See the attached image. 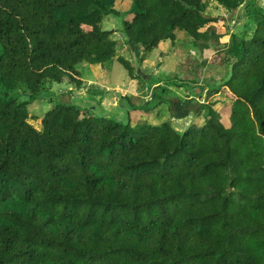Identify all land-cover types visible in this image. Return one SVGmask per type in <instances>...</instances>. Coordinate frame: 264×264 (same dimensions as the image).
Here are the masks:
<instances>
[{
  "label": "trees",
  "instance_id": "1",
  "mask_svg": "<svg viewBox=\"0 0 264 264\" xmlns=\"http://www.w3.org/2000/svg\"><path fill=\"white\" fill-rule=\"evenodd\" d=\"M115 1L0 0V264H264V9L129 0L120 12ZM209 1L244 6V30L254 26L229 36L228 79L208 84L226 92L228 127L211 105L179 132L57 100L41 129L28 122L30 104L55 84L79 86L85 66L115 60L138 78L108 17L143 61L178 35L206 50ZM168 93L157 86L151 100Z\"/></svg>",
  "mask_w": 264,
  "mask_h": 264
},
{
  "label": "rangeland",
  "instance_id": "2",
  "mask_svg": "<svg viewBox=\"0 0 264 264\" xmlns=\"http://www.w3.org/2000/svg\"><path fill=\"white\" fill-rule=\"evenodd\" d=\"M255 5L264 9V0H255ZM128 6L129 0H116L114 3L115 9L120 12H125ZM204 15L214 19L205 27L211 40V45L206 50L200 51L190 39L178 35L176 41H165L158 49L147 55L143 61L140 60L141 52L126 43L121 33L120 19L114 16L108 17L109 22L106 23V27L109 31L112 28L111 37L117 42V56L128 60L134 68V74L138 76L133 80L130 79L124 68L115 60L107 64V68L110 66L111 69L109 71L119 79L117 87L111 90L108 105L112 106L116 103L122 108H128V111L133 112L130 117L133 125H157L169 122L179 132L185 131L192 125L203 124L205 115L203 107L211 105L216 111L218 110L217 118L220 122L228 127L230 101L226 92L222 90L223 88L219 91H211L208 84L213 83L214 86L219 87L228 79L229 69L222 64L221 55L229 36L231 34L241 35L245 31V36L251 37L254 26L250 25L244 30V26L248 22L244 6L228 12L216 2L209 1ZM114 62H116V66ZM122 73L126 75L123 76V79L121 78ZM68 83L67 81L64 89L50 92V97L39 98L28 106L30 116L28 122L34 128L41 129V118L52 107L51 101L60 102V96L64 97L70 94L67 91ZM175 85H181V87ZM157 86H166L169 89V93L166 95L168 101L160 103L157 102L158 98L154 101L151 100L154 88ZM74 87L78 88V86ZM113 87L112 83L111 88ZM201 88L204 89L201 96L195 97L194 95ZM89 95L92 96L91 93ZM89 95L87 99L82 98L84 97L82 95H73L74 99L69 100L68 98L67 100L72 105L89 109L98 103L94 102L96 100ZM84 101H89L86 107ZM178 102L186 104L180 106L177 104ZM146 103L145 110H137L145 107ZM174 116L186 118L182 121H175L178 118Z\"/></svg>",
  "mask_w": 264,
  "mask_h": 264
},
{
  "label": "crops",
  "instance_id": "3",
  "mask_svg": "<svg viewBox=\"0 0 264 264\" xmlns=\"http://www.w3.org/2000/svg\"><path fill=\"white\" fill-rule=\"evenodd\" d=\"M108 19V18H107ZM105 20L103 22V28L104 30H107L106 27V23L109 22V20ZM112 29V28H111ZM110 29V31H111ZM109 30V29H108ZM116 62H114L115 65ZM113 65V66H114ZM116 66V65H115ZM115 68V67H114ZM82 70V75L80 78V85L78 86V88L76 89L74 87V85L72 83H70V81H68V86L69 88L67 89V91L70 93L68 96H60V102L62 103H66V104H71L67 99H74L72 98L73 95H82L87 99L88 95L91 93L92 96H90L91 98H94L96 101L94 102H98L97 104H95V106H92L91 108L94 109V113L98 116H107V117H111L113 119H115L116 121H120L123 123H127L130 121V117L133 114V112L128 111V108H122L121 106L115 104L108 105V102L110 100L109 96H111V90L115 89V87H117V85L119 84L116 75H114V73L112 74L110 69L107 68V65L105 66H85L83 68H81ZM123 76L126 75H121V78L123 79ZM128 76V74H127ZM112 78V79H111ZM130 78V77H129ZM67 81H64L61 84H55L52 87L51 92H55L56 90L59 89H64L66 87V83ZM123 82V81H122ZM132 82V81H130ZM112 83L114 84V87H112ZM80 90V91H79ZM74 92V93H73ZM73 93V94H72ZM63 99V100H62ZM85 102V107L88 105L89 101H84ZM177 104L181 105V102H178ZM122 108V109H120ZM175 121H182L185 118L183 117H178V116H174ZM131 122V121H130ZM176 130H178L177 128H175Z\"/></svg>",
  "mask_w": 264,
  "mask_h": 264
}]
</instances>
